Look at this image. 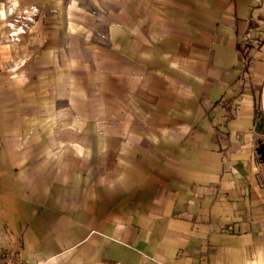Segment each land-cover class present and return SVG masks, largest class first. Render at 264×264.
<instances>
[{
	"label": "crops",
	"instance_id": "crops-1",
	"mask_svg": "<svg viewBox=\"0 0 264 264\" xmlns=\"http://www.w3.org/2000/svg\"><path fill=\"white\" fill-rule=\"evenodd\" d=\"M89 3L51 90L0 91V264H264V0Z\"/></svg>",
	"mask_w": 264,
	"mask_h": 264
},
{
	"label": "rangeland",
	"instance_id": "rangeland-1",
	"mask_svg": "<svg viewBox=\"0 0 264 264\" xmlns=\"http://www.w3.org/2000/svg\"><path fill=\"white\" fill-rule=\"evenodd\" d=\"M89 4V0H0V91H15L29 101L40 86L49 90L57 65L73 57V35L67 31L78 27L79 12L88 10ZM86 53L80 51L84 60ZM256 119V152L264 178V84Z\"/></svg>",
	"mask_w": 264,
	"mask_h": 264
},
{
	"label": "trees",
	"instance_id": "trees-1",
	"mask_svg": "<svg viewBox=\"0 0 264 264\" xmlns=\"http://www.w3.org/2000/svg\"><path fill=\"white\" fill-rule=\"evenodd\" d=\"M248 43H249V41L246 40L243 45L239 44L237 46L239 53L241 55H243V56H246L247 55V52H248V49H249V47L247 46Z\"/></svg>",
	"mask_w": 264,
	"mask_h": 264
},
{
	"label": "built area",
	"instance_id": "built-area-1",
	"mask_svg": "<svg viewBox=\"0 0 264 264\" xmlns=\"http://www.w3.org/2000/svg\"><path fill=\"white\" fill-rule=\"evenodd\" d=\"M2 264H24L22 260L13 259V258H5Z\"/></svg>",
	"mask_w": 264,
	"mask_h": 264
}]
</instances>
